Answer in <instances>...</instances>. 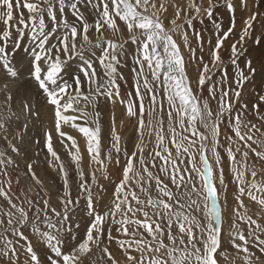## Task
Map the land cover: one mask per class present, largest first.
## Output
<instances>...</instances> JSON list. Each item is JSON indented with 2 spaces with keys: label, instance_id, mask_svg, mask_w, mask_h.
Masks as SVG:
<instances>
[{
  "label": "snow or ice",
  "instance_id": "6c2138e0",
  "mask_svg": "<svg viewBox=\"0 0 264 264\" xmlns=\"http://www.w3.org/2000/svg\"><path fill=\"white\" fill-rule=\"evenodd\" d=\"M221 6L229 25L213 20L216 39L207 42L205 62L203 38L193 29L192 47L188 27L201 13L212 19ZM261 8L264 0H0V264H264V86L254 101L241 103L258 72L251 59L243 68L239 63L246 40L264 47V32L254 34ZM238 11L242 27L235 33ZM233 34L236 72L228 83L220 51ZM21 52L26 63L17 59ZM129 63L133 87L122 98L121 69ZM22 80L34 86V96L21 95ZM102 99L124 106L125 117L136 121L134 139L122 138L114 115L104 133ZM45 110V160L63 180L59 210L37 175V160L22 152ZM222 127L231 133L223 136L226 147ZM66 129L86 140L87 176ZM54 133L75 165V198ZM112 166L119 173L105 200L99 181L111 182ZM21 171L39 189L35 195ZM230 184L235 207L225 215ZM245 199L257 210L250 213ZM81 200L82 233L70 219Z\"/></svg>",
  "mask_w": 264,
  "mask_h": 264
},
{
  "label": "rangeland",
  "instance_id": "374dc122",
  "mask_svg": "<svg viewBox=\"0 0 264 264\" xmlns=\"http://www.w3.org/2000/svg\"><path fill=\"white\" fill-rule=\"evenodd\" d=\"M169 2H180V0H169ZM185 2H186V0H185ZM255 3L259 5V3L257 1H255ZM262 11H264L263 8H262ZM241 16H242V13H240L238 11L237 14H236V25H237L238 29H241V27H242ZM229 17H230V14H229L228 10L225 7L221 6L218 11L214 12V15H213L212 19H209L206 14L201 13L199 17L194 18L193 25L188 27L189 40H190V44H191L192 47H196L197 46L195 37L191 34L193 29L196 32H199L201 34L202 38H203L204 45H205L204 46V51H203V53H204L203 56H204V61L205 62H210L209 61L210 60V52L208 51L209 46H208L207 42L209 40H211L212 44L213 45L215 44V38L216 37L214 35L213 20H215L216 22L222 23L224 28L226 29L227 26L229 25ZM170 18H171V9L169 10V19ZM70 19H71V17H70ZM263 23H264V20H263ZM165 24L166 25L168 24L167 20L165 21ZM254 28H255L256 31L259 32V34H261L263 32L262 31L263 25L261 26V23L256 24ZM235 33H238V31L236 29H235ZM234 37H238V35L233 34L229 38L232 39ZM176 38H177L178 42H180L179 41V36H177ZM246 41L249 43L248 46H250V47L254 43L252 39H248ZM255 46H258V45L255 44ZM186 51H187V49H186ZM229 53H231V52L229 51ZM199 55H201V53H200V51L198 49L197 50V56H199ZM220 55L222 57V60L224 61L225 66L228 68V73H229L228 83H230L232 81L233 77H234L236 69L233 66H231L230 59H229L230 56L227 57V48L225 49V48L222 47V49L220 51ZM229 55H231V54H229ZM262 58H264V56ZM17 59H18V57H17ZM207 59H208V61H207ZM263 61H264V59H263ZM239 63L241 64L240 61H239ZM242 66H244V63L242 64ZM257 66L258 67H256V66H254V67L257 68L258 74L254 78L252 83L246 84L244 86V90L242 91V95H241V101H240L241 103H248L249 101H254L255 100L254 97L256 96V94L260 93L261 92L260 89L262 88V86H264V75L260 74V66L261 65L258 64ZM192 68L194 69V74L192 73ZM121 70L124 73L125 78H126L125 81L121 82V97L123 98V89L122 88H124V89L128 88V86L130 85V83L132 81V75H131V72H130L129 69L122 68ZM188 71H189L190 79L193 78V84H195L196 76H197L196 68L190 65V66H188ZM219 79H220V74L217 72V73H215L213 75V82L219 81ZM258 86H259V88H258ZM32 92L35 95L34 88H33ZM203 95L205 97L208 96L207 86L205 87ZM230 95H231V93H230ZM102 100H104V99H102ZM105 105H106V115L109 117V119L112 120L113 115L115 117L117 131L119 130V127L117 125H124L126 127L125 130L121 133L122 138L123 139H129V138L134 139V134L133 133L135 132V130L133 128V125L135 124L136 121L135 120L129 121L125 117V108H124V106H122L118 102L113 104V103L109 102L107 99L105 101ZM214 105H216V101H211V107L213 109H214ZM99 106H100V103L98 105V108H99ZM235 106L239 107L238 104L235 105ZM120 109L123 112V117L122 118L118 117V110H120ZM101 118L103 119V115H101ZM248 118L249 119L251 118V114L248 115ZM111 120L109 122H111ZM253 122H255V121H253ZM49 127H50L49 114L45 110L44 113H43L42 121L41 122H37L35 127L31 126L29 128L30 137L26 136L25 141L22 144V148L24 147L22 152H24L28 157H31L33 160H37V165L38 166H37V168L35 170L37 172V175L40 178L41 177H45L46 173H49V172L52 171V170H50L52 167L50 168L48 166V164L46 163V160H45V157L48 154L44 150V136H43V133H44L45 129H47ZM66 131H68L69 134L73 135L76 138L77 142H78V145L80 147L81 154H82V162H81L82 168H83V170H84V172H85V174L87 176L90 173V169L91 168H89L90 167L89 166L90 158H89V155H88L87 150H86V148H87L86 140L82 136V134H80L78 131H76L74 129H66ZM225 134H231V133L228 131L227 128L222 127V130H221V145L223 147H226V144L224 143V140H223V136ZM35 141H39V143H36ZM53 143H54L55 150L57 151V149H58V151H59L58 154H59L61 160L64 162V164L68 167V171L70 173V169L73 171V169L71 168L72 166L70 165V163L72 162L71 157L69 156V154H68L66 148L64 147V145H62L58 141L55 133L53 135ZM129 147H130V145H129ZM37 154H38V157H39L38 159H37ZM222 155H224V153H222ZM23 161H24L23 159H21V161H20V162H22L21 163V165H22L21 167L22 168H23V164H24ZM224 166H225V172H226V175H227L228 161L226 159L224 160ZM47 167L49 169H47ZM256 167L259 168L260 165L257 163ZM57 173H59V172H57ZM97 173H99V172H97ZM74 174L75 173L69 174V175H70V178H71V181H72V195L75 198V196H76V182H75L74 178L72 177ZM21 175L23 177V172L22 171H21ZM22 182L26 183V184H29L32 187V189H33V193L38 190V188L34 184L32 185V182L30 180H28L27 177H24L22 179ZM54 183H55V187L54 188L57 190V193L53 194V195H50V197H51L50 203L52 204V206L57 207V209L59 210L60 206H59L58 194L62 192L63 182L60 183V184H58L56 182H54ZM234 187L235 186L232 185V184L229 185L228 203L226 205H222L225 215L230 213V210L233 207H235V204H234V202L232 200V193H233ZM35 189H37V190H35ZM94 190H96V189H94ZM94 194H98V191L97 190L94 191ZM245 204L249 207L250 213L257 210L256 206L254 205V203L249 201V200H247V199H245ZM84 207H85L84 201L81 200V202H80V204H79V206L77 208L78 210L76 212H79L81 215L85 214L84 211H83ZM76 212L74 214H71V217H72V215L79 216ZM79 218L81 219V221H79V220H75V221L78 222L80 224V226L83 225V228H84L87 223L83 222V219L80 216H79ZM261 222L264 223V221H261ZM229 223L230 222L227 219H225L224 227L228 228ZM245 234H247V232ZM33 243L39 249H41L40 247H42V249H44V251L41 250L42 253H45V254H41L42 256L47 254V251H46L45 248H43L42 244L38 243L35 239H33ZM113 248H114V250L117 251L115 245H113ZM115 255L119 256L120 253L118 252V254H115ZM92 259L95 260L93 257H92ZM103 264H107V261H104Z\"/></svg>",
  "mask_w": 264,
  "mask_h": 264
},
{
  "label": "bare ground",
  "instance_id": "6f19581e",
  "mask_svg": "<svg viewBox=\"0 0 264 264\" xmlns=\"http://www.w3.org/2000/svg\"><path fill=\"white\" fill-rule=\"evenodd\" d=\"M255 1H257L259 4L261 3V0H255ZM205 3H206V0H205ZM260 10L262 11V8H261ZM263 10H264V8H263ZM259 19H261V26L263 25V29H262V31L264 32V23H263L264 18H259ZM259 28H260V27H259ZM236 30H237L238 33H239L240 29H238L237 25H236ZM254 34H255V36H259V35H261V34H259L258 31L255 30V28H254ZM215 39H216V38H215ZM236 39H238V37H234V38H232V39L229 38L228 40L225 41L224 45L222 46V47L225 48V49L227 48V57L230 56V55H229V54H231V53H229V51L231 52L230 46H231V44H232ZM252 43H253V42H252ZM248 44H249V43L246 41L244 47L247 49V51H245L244 54L240 56V62H241L240 67H241V68L244 67V66H242V64H243V61H244L245 59H251V60L253 61V66L258 67V66H257L258 64L261 65V63H264V61H263L264 58H262V57L264 56V47H262V46H260V45L255 46L254 43H253L252 46L250 47V46H248ZM182 51L184 52V54H185V58L187 59L188 53H187L186 49L183 47V45H182ZM208 51H209V48H208ZM209 52H210V51H209ZM203 54H204V53H203ZM23 56H24V53L21 52L20 55L18 56V60H20L21 63H26V61L23 60ZM207 58H208V57H207ZM207 61H208V59H207ZM209 61H210V60H209ZM262 61H263V62H262ZM231 66H232V65H231ZM130 67H131V64L129 63L128 66L123 67V68H125V69H129V70H130ZM75 68H76V63L73 62V63L71 64V68L69 69V71H74ZM192 73L194 74V69H193V68H192ZM192 81H193V78H192ZM256 84H257V83H256ZM256 84H255V85H256ZM132 87H133V82L131 81V83H130V85L128 86L127 89L122 88V89H123V97L125 96V94H126L127 92L132 91ZM33 88H34V86H29L28 83L24 82L23 80L21 81V89H20V91H21V95H25V94H27V95H30V96H34V93L32 92ZM258 88H259V86H258ZM260 90H261V89H260ZM256 93H257V92H256ZM244 94H245V93H244ZM246 95H247V94H246ZM254 95H255V94H254ZM254 98H255V97H254ZM102 101H103V102H102ZM102 101L100 102V106H99L98 110H99V112L101 113V115H103V119L101 118V125H102V128H103L104 133L106 134V133L108 132L109 124H110L109 121H110L111 119H109V117L106 115V105H105V101H106V99H104V100H102ZM215 109H216V105H214V110H215ZM118 117H119V118H122V117H123V112H122L121 109L118 110ZM135 123H136V122H135ZM107 124H108V125H107ZM117 126L119 127L118 132H120V133H122V132L125 130V128H126L124 125H117ZM30 127H31V126H30ZM133 134H134V133H133ZM27 136L30 137V131L28 132ZM23 149H24V147L22 148V150H23ZM57 152H59L58 149H57ZM21 163H22V162H21ZM23 163H24V161H23ZM70 165L72 166L71 168L73 169V171L70 169V173H69V174H73V173H75V170H74L75 165H74L73 162H71ZM21 166H22V165H21ZM87 167H88V166H87ZM89 168H90V167H89ZM47 169H49V168L47 167ZM40 170H41V169H40ZM50 170H52V171L49 172V173H46V176H45V177H41V179L44 181L45 189L48 191L49 195H53V194H56V193H57V190L54 188V187H55V183H54V182L60 184V183L63 182V180H62L60 174L57 173L58 171L55 170L54 167H52ZM90 171H91V169H90ZM109 171H110V173H111V182H109V181H105V180H102V179L99 181L101 184L104 185L105 189L107 190L106 192L103 193V195H104V197H105V200L111 195V190H112V188H113L114 183H115L116 180H117V175H118V173H119V170H118L117 168H115L114 166L110 167ZM22 172H23V171H22ZM97 175L99 176V173H97ZM21 176H22V175H21ZM72 177L74 178V180H75V182H76V180H77V175H76V173H75ZM22 178H24V175H23ZM32 185H33V183H32ZM33 187H34V186H33ZM35 190H37V189H35ZM38 190H39V189H38ZM38 190H37V191H38ZM37 191H36V192H37ZM94 191H96V190H94ZM36 192H34L33 195H35ZM98 194H100V193L98 192ZM77 210H78V209H77ZM76 213H77V214L83 219V222L87 223V217L85 216V214H82V215H81L79 212H76ZM79 216L72 215V217H70V219H71V221H75V220H79V221H81V219L79 218ZM84 228H85V227H84ZM84 228H83V225L80 226V232H81V233L83 232ZM37 248H38V247H37ZM40 248H41V249L38 248V249L40 250V252H41V250L44 251V249H42V247H40ZM43 248H44V247H43ZM113 252H114L115 254H118L119 251L117 252V251L114 250V248H113ZM41 254H45V253H42V252H41ZM93 258L96 259V256L93 255Z\"/></svg>",
  "mask_w": 264,
  "mask_h": 264
}]
</instances>
